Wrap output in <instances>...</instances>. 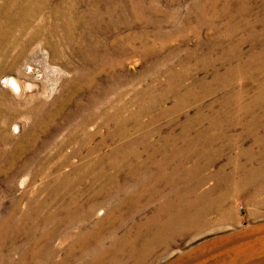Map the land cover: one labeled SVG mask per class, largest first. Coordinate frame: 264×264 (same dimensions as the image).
<instances>
[{
  "label": "rangeland",
  "instance_id": "obj_1",
  "mask_svg": "<svg viewBox=\"0 0 264 264\" xmlns=\"http://www.w3.org/2000/svg\"><path fill=\"white\" fill-rule=\"evenodd\" d=\"M50 2L73 47L0 74V264H264V0Z\"/></svg>",
  "mask_w": 264,
  "mask_h": 264
},
{
  "label": "bare ground",
  "instance_id": "obj_2",
  "mask_svg": "<svg viewBox=\"0 0 264 264\" xmlns=\"http://www.w3.org/2000/svg\"><path fill=\"white\" fill-rule=\"evenodd\" d=\"M63 3L59 2L58 3L59 6L53 7L50 0H2V3L0 4V74L11 73V71L16 69L18 63L22 62L24 58H27V53L29 52L27 48L33 42H36L44 52L49 53L51 56H55L56 59H60L62 56L61 55L62 48L60 47L65 45H68V48L73 47L74 43L76 42L75 32H74L75 31L74 29H76L75 28L76 21H74V19L76 17L73 19L72 16L67 14L72 12L71 10L74 9L76 3L70 7H67L66 9H64ZM6 55L7 56L11 55V57L7 59ZM29 78H31V76ZM6 86L11 91H13L12 93L16 97H20L24 88V87L22 88L18 83V81L12 77L6 79ZM73 93H75V91H72L70 94ZM0 100L3 101L2 102L3 106H7L4 107L5 115H6L5 120H7L10 123V121L16 118L15 117L16 115L14 116L15 109L9 108L10 107L8 106L9 104H5L7 103L6 93L5 91L3 92V90L1 92ZM66 100L67 97L65 98L63 97L60 106L57 110H62L67 106ZM9 102L10 104L14 103V105H18V102L14 100H9ZM3 106H0V113H2ZM25 114L29 116L28 112H26ZM19 117L20 116H17V118ZM12 137L10 138L7 134V131L0 127L1 142L5 144L6 143L11 144ZM34 141H35L34 135L29 136V138L27 139L20 138V140L14 144V153L20 154L22 149L30 147ZM234 174L237 176L238 173L235 171L231 177L228 176V179L224 181V183L229 182L231 184V190L229 191L230 193L227 192L225 195V197L227 196V198L230 197L228 196V194L231 195L232 191H235L236 189H238V187H240L239 183H241L242 186L245 185L244 182L241 180L236 181L237 179Z\"/></svg>",
  "mask_w": 264,
  "mask_h": 264
}]
</instances>
